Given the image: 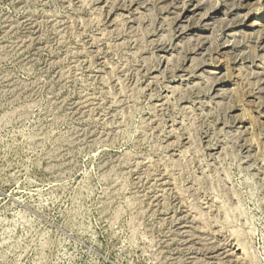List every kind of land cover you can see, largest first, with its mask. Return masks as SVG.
I'll list each match as a JSON object with an SVG mask.
<instances>
[{
    "label": "rangeland",
    "instance_id": "obj_1",
    "mask_svg": "<svg viewBox=\"0 0 264 264\" xmlns=\"http://www.w3.org/2000/svg\"><path fill=\"white\" fill-rule=\"evenodd\" d=\"M0 264H264V0H0Z\"/></svg>",
    "mask_w": 264,
    "mask_h": 264
}]
</instances>
